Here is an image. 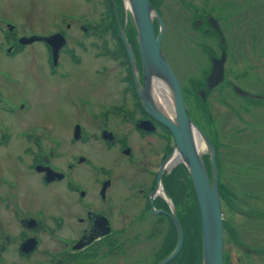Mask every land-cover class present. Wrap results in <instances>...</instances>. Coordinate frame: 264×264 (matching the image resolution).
<instances>
[{"label": "flooded vegetation", "instance_id": "obj_1", "mask_svg": "<svg viewBox=\"0 0 264 264\" xmlns=\"http://www.w3.org/2000/svg\"><path fill=\"white\" fill-rule=\"evenodd\" d=\"M14 1L16 0H0V56L6 54L9 58L25 57L37 60L39 46L42 45L45 50L44 56H47L46 61L40 58L37 64H28L27 68H30V72H36V69L40 71L46 67L57 81L56 91L66 90L67 102L72 100V110L66 107L67 139L55 135L45 127L28 126L25 123V113L29 110L25 99L12 94L14 84L9 77V67H0V264H107L108 261L109 264H120L117 261L122 258L124 248L127 249L143 237L142 232L131 237L130 231H134L136 225L139 228L157 226L156 228H162L163 231L169 229L172 222L170 217L172 207L167 200V197L172 200L170 178L176 170H181L180 172L187 176L193 186L190 174L180 162L171 167L170 164L163 167L173 148L171 150L169 145L167 152L163 154L161 144L165 137L170 141L173 136L167 127L147 112L140 99L134 71L120 32L121 41H116L117 54L120 58L118 59L116 55L115 62H100L96 65L97 68L90 69L85 60L91 55L92 50L97 51L94 54L102 59L114 52L111 48L114 46L111 37L106 32L98 30L97 26L101 19L94 20L95 18H90L86 14L59 12L58 9H52L54 6L51 0H18L20 3L28 2L25 3L27 8L23 12L21 27L8 20L7 11L3 9L4 5ZM59 2L64 4L69 0H58V4ZM110 3L119 13L117 0H110ZM186 3L191 4V7H188L190 33L195 32L194 37L213 39V47L199 48L205 55L208 54L205 60L208 58L211 65V72L205 75L204 96H222L236 90V87H233L234 89L229 91L232 85H228L230 81L228 72L241 62L249 71L247 74L249 80L245 81L249 86L251 75L255 74L252 72L257 70L254 68L256 63H251L252 53L255 60L261 61L259 57L264 60V45L261 48L244 49L243 42H246L247 38H258L261 35V41L264 43V0H198L195 6L191 2ZM97 4L100 6L101 2ZM67 7L72 10L71 6ZM165 7L169 10L172 6L167 2ZM251 9L253 14H250ZM43 10L53 12L52 21L46 16L47 23L42 20L40 29L37 26L34 28L32 23L37 17L33 13ZM26 17L30 20V31L26 27L28 25ZM163 22L166 31L170 26L181 28L183 25V22L176 21L171 13L168 15L165 13ZM199 23L201 28L198 29ZM154 26L157 33L159 27L157 20ZM177 33L188 34V31L179 30ZM178 36L180 38V35ZM188 36L186 40H189ZM88 37H98L101 43L91 47V42H86ZM129 37L138 63L137 78L142 84L143 69L137 35L133 33V39ZM119 43H122L124 52ZM196 46V43L188 42L187 47L192 52L180 53L184 67L189 66V57L194 56L193 48ZM162 48L173 71L179 75L172 63L171 55L167 53L170 50L168 51L163 43ZM177 52L180 50L177 49ZM91 74L95 83L108 86L109 89L104 91L106 101H100L95 97L94 100L89 95L91 88L88 82ZM74 77L76 78L73 81ZM261 83V86L264 85L263 80ZM225 85L227 89L223 88ZM67 86L70 87V91L77 86V95L70 94ZM220 88H223V92L216 93ZM160 92L164 93L162 90ZM233 95L238 102L244 104L243 108L234 97L231 99V105L224 100L223 103L230 108L227 111L233 116L241 115L238 110L241 113L244 111L250 113L245 107L247 100L259 108L264 105L262 99L264 95L261 94L260 99L254 98L251 92L241 94L246 102L235 92ZM6 117L9 119L5 120ZM222 118V122L227 125L226 115L222 114ZM13 119L19 121V126H13L9 121ZM129 125L132 126L133 134ZM198 125L200 126L199 123ZM256 133L258 131L245 130L244 137L254 135L252 141H258L257 139L261 137L256 138ZM134 135L135 142L132 141ZM153 138L160 144L155 145ZM98 144L108 152L117 150L107 166L102 165V160L97 164L90 158L89 151L92 145ZM152 145L154 147L146 151L144 159L142 148L144 146L150 148ZM156 154H161L162 160L159 165L150 167L147 161L154 159ZM254 157L257 159L259 155ZM262 160L264 161V158ZM206 163L205 161L208 168ZM234 165L238 168L247 167L244 174L246 176H243L245 187L257 188L254 191L255 197L249 196L250 190L248 194L246 193L248 205L257 208V202L260 204L258 209L264 210V188H261L259 178L256 177H261V174L251 178L255 183L253 186H250L251 179H248L249 173L257 169L259 164L252 165V162L234 159ZM216 166L222 209V201L226 198L220 192L223 175L217 157ZM50 169L62 177L56 176L48 181L47 171H51ZM227 169L230 171V168ZM91 173L98 176L93 183L90 181ZM159 176L162 188L154 194ZM209 177L213 178L212 169ZM41 189L46 193L42 199L50 207L48 209L43 206L41 211H37L31 209L28 203L36 198L37 192H41ZM141 214L145 218H142ZM260 214L263 217H248L249 227L246 234L255 223L264 222V211ZM133 219H136V223H131ZM234 233L235 231L233 239ZM26 243L32 246L31 251H25L23 248ZM35 247L37 248L33 249ZM248 252L256 254L251 250Z\"/></svg>", "mask_w": 264, "mask_h": 264}, {"label": "rangeland", "instance_id": "obj_2", "mask_svg": "<svg viewBox=\"0 0 264 264\" xmlns=\"http://www.w3.org/2000/svg\"><path fill=\"white\" fill-rule=\"evenodd\" d=\"M51 1L52 6H54L52 9H58L59 12L86 14L90 18H95L94 20L101 19L99 25L97 26L99 27L98 30L106 32L111 37V43L112 45H114L111 48H113L114 52L102 59L94 54L97 51L92 50L91 55H87L88 58L85 60V63L88 62L87 64H89L90 69L97 68L96 65H98V63L100 62L112 63L117 60V57L118 59L120 58V56L117 54L116 42L121 41L119 36V23L116 20L117 14H119L118 16L120 26L122 28H126L125 30L128 37L130 36L131 39H133V33H136V28L133 22L130 19L127 23L125 22L127 8H125L123 0H117V4L120 10L119 13L118 10H114V7L110 3V0H88V2L87 0H69L68 3L64 4H62L61 2H59L58 4V0ZM186 1L193 3L194 6L195 2L198 3V0H150V3L158 11L162 20L164 19L165 13H167V15L168 13H171L173 16H175L176 21L183 22L181 28H176L175 26L168 27V30H165L164 32L161 43H163V46H165L168 51L170 50V52L167 53L171 55L172 63L177 68L179 75H177L176 73L175 74L182 87L186 111L193 122L204 132V134L210 140L211 144L215 148L216 157L218 158V163L221 167L220 170L223 176H221L222 179L220 184V192L226 198V200L222 201V213L225 222L224 263L264 264V222L255 223L254 227L249 231L248 234H246V229L249 227L248 217H263L260 212L264 210L258 209L260 204L257 202V208L248 205L246 193L248 194L250 190L249 196L255 197L256 195L254 194V191H256L257 188L255 186L250 187V189L246 188L243 176H246L244 174L245 170L248 168H238L234 165V159H241L244 162H252V165L258 163L259 165L257 166V169H254L249 173L248 179L253 178V176L255 175L261 174V177H256L259 178L258 182L260 183L261 188H264V166H260L264 165V161L262 160L264 158V105L262 108H259L251 101H244L245 97L241 96V94L243 93L245 94L251 92V94L255 96L254 98L260 99V94L264 95V85H260L262 84V80L264 81V60H262V57H259L261 61L255 60L254 53H252L251 63H256L254 68L257 70L253 71L252 69V73L255 74L251 73V84L249 86L245 82L246 80H249V78L247 77L249 71L241 62L240 64H238V66L234 68L232 67V69L228 72L230 77L228 85H232L229 91L233 90V87H236V90L231 91V94L224 93V95L222 96H204L205 93L203 92V90H205L206 85L205 75L211 72V65L210 61L208 63V58L207 61L205 60L206 55L208 54L205 55L204 52L199 48H202L204 46L213 47V39H202V37L198 36L194 37L196 36L195 32L190 33V17L188 15L190 12L188 10V7H191V4L187 5ZM99 2H101L100 6L97 4ZM167 2H169V4L172 6L169 8V10H167L165 7V4L167 5ZM25 3L28 2L25 1L20 3L18 0H16L14 2H9V5L3 6V9L7 11L8 20H10L14 24L17 23L21 27H23V12L27 8V5ZM67 6H71L72 10H70V7ZM250 14H253V9L250 10ZM33 15L37 18L36 21L32 23V26L34 28H36L37 26L39 29V25L42 20L46 22V16L48 17L47 19L51 21L52 17L54 16L51 10L48 12H44V10L43 12H34ZM127 15H130L129 10L127 11ZM25 21L26 24H28L26 27L30 31L29 18L26 17ZM194 21L195 20L193 19V25ZM197 28H201V23L198 24ZM176 30L177 32L179 30H187L188 34L177 33ZM159 32L160 26L157 28L156 34H159ZM178 35H180V38ZM187 35H189V40L185 39ZM109 36L107 37V40H109ZM261 38V35L258 38H247V41L243 42L244 49H253L255 47L261 48L264 45V43L261 41ZM100 40L101 39L98 37H88V40L86 42H91V47H93L94 45H96V43L100 44ZM243 40L244 38L242 37V41ZM188 42H194L197 44V46L193 48L194 56L189 57L190 64L186 68L181 63L183 57L180 53L182 52L184 54H190L192 52V50L188 49L187 47ZM119 45L124 52L122 43H119ZM173 47L175 51H173ZM177 49H179L180 52H177ZM38 55L39 58L37 60H34L32 58L25 57L9 58L6 54H4V56H0V67H9V77L14 84V90L12 91V94H14L15 97L25 99V104L28 107L27 110H29L27 113H25V123L28 126L30 125L31 127H45L48 130L52 131V133H54L55 135H58L63 139H67L68 121L66 118V107H69V109L72 110V100L67 102L66 90L60 92L56 91L57 81L51 76L50 71L46 67H44L40 71L36 69V72H30V68H27L29 66L28 64H37L41 59L43 61H46L47 59V56H44L45 50L42 45L39 46ZM112 73L114 74L113 70ZM75 78L76 77L72 78V80L74 81ZM93 80L94 77L91 74L88 82V85L91 88L89 95L94 100L96 98L100 101H106L107 96H104V91L109 89L108 86L95 83ZM19 82L20 84H18ZM69 84L70 83L68 81V85ZM226 87L227 85H225L223 88L227 89ZM76 88L77 86L74 87L72 91H70V87L67 86L68 92L73 95H77ZM223 88L216 90V93L219 94L223 92ZM233 92H235L236 95H239L240 98H242L243 101L246 102V110L250 113L246 111L241 113V111L238 110L241 115L237 117L235 115L233 116V114L227 111L228 109L230 110V108H228L229 106L227 107L223 103L225 99L230 103V105L232 104V97H234L236 102H238L236 96H232ZM159 93L161 92L156 93V95L159 96ZM163 95L164 93H162V96ZM205 99H207L208 101H204ZM262 99H264V97ZM161 100L165 101L164 105L166 106V108L161 105L164 108L165 112L168 113V115H170L172 119H175L174 106L172 105L173 103L168 104L165 99ZM161 100L157 97V102H161ZM74 102H76V100ZM238 103L241 106L244 105L243 103ZM222 114L224 116L226 115V122L228 123L227 125L222 122ZM23 115L24 113L21 114V116ZM4 119L6 120L9 118L6 117ZM9 121L13 124V126H19V121L17 119ZM216 121L218 122L216 123ZM198 123L200 124V126L198 125ZM245 130L246 132H249L251 130L255 132L258 131V133H256V138H261L257 139L258 141L253 142L252 140L254 138L252 137L254 135L244 137ZM90 131L93 132L94 130L90 129ZM130 132L131 134L134 133L132 130V126H130ZM135 140L136 136L134 135L132 141L135 142ZM152 140L155 145L160 144L156 138H153ZM201 144L202 145L200 146V152L203 156L204 161L207 162L206 164L208 165V174L209 176H211V152L204 141H202ZM161 145L163 146V154L167 152L169 145L172 150L174 146L173 137H171L170 141L168 137H165ZM139 146L141 147V145ZM153 147L154 146L152 145L150 148H147L145 146L144 148H142L144 159L146 158V151L148 149H152ZM116 152L117 150L108 152L104 150L102 146L100 148L99 144L95 146L92 145L89 151L92 161H96L97 164H100V160H102V165L105 166L109 164L111 157L114 156ZM251 153H253V155H251ZM254 155H259V157L255 159ZM261 156L263 158H261ZM161 160L162 155L156 154L155 158L149 159L147 163L150 165V167H154L155 165H159ZM227 167L230 168L231 172L227 169ZM180 171L181 170H176V172L171 176L169 181V189L172 202L174 204L173 206L177 210L178 218L183 227L184 244L178 256L169 264H194V261L195 264H197L196 259H198L199 247L197 240L199 227L196 217L199 210L193 186L190 180H188L187 176L185 174L183 175V172ZM96 177H98L96 173H91V183L94 182V179ZM254 184L255 183H253L251 179L250 186H253ZM44 194L46 195V193H44L42 189L41 192H37L36 198L28 203L31 209L33 208L37 209V211H41L43 206L49 209L50 205L46 204V201L42 199L44 197ZM140 216H142V218H145V216L142 214ZM131 223H136V219L131 220ZM156 227L153 228L152 226H149L146 228H139L138 225H136L135 230L130 231L131 237L140 232H142L143 237L141 236L142 238L138 239V241L131 245L129 244L130 246L127 247V249L124 248L122 258L117 262H119L120 264H156V262L162 259L164 256L169 255L175 249L178 241L175 227L172 222L170 223L169 229L166 231H163L162 228L158 229ZM232 231H235V239H233ZM133 240L135 241V239ZM248 250L254 251L256 252V254L254 255L248 252ZM109 263L110 261H108L107 264Z\"/></svg>", "mask_w": 264, "mask_h": 264}, {"label": "water", "instance_id": "obj_3", "mask_svg": "<svg viewBox=\"0 0 264 264\" xmlns=\"http://www.w3.org/2000/svg\"><path fill=\"white\" fill-rule=\"evenodd\" d=\"M123 3L125 8H127L125 22L127 23L130 19L136 28L137 43L143 69L142 84L137 78L139 76L138 63L126 35V28L120 26L118 15L117 22L119 23V32L134 71L139 97L144 103L147 112L159 123L167 127L174 139L173 150L165 160L163 167L168 166L175 159H179L180 163L188 170L200 214L202 264H225L224 219L219 194L215 149L208 137L193 122L186 111L182 87L175 72L167 61L162 48L161 42L165 32V26L160 14L150 3V0H123ZM115 9L117 10L116 6ZM128 10L130 15H127ZM156 20L160 26L158 35L156 34L154 26ZM160 85L164 89H167V92L171 95L175 119H172L165 112L160 102H157V87ZM202 141L207 144L211 152L212 180L209 177L205 161L200 152ZM47 175L48 181H51L56 176L62 177V175L52 170L47 171ZM161 188V176H159L157 190L154 194L158 193ZM167 200L170 201L172 207L170 217L177 232L178 241L175 249L157 264L171 263L178 256L184 244V231L177 211L173 206L172 200L169 197H167ZM154 212L158 214L157 211ZM23 248L25 251H31L32 246H30V243H26Z\"/></svg>", "mask_w": 264, "mask_h": 264}, {"label": "bare ground", "instance_id": "obj_4", "mask_svg": "<svg viewBox=\"0 0 264 264\" xmlns=\"http://www.w3.org/2000/svg\"><path fill=\"white\" fill-rule=\"evenodd\" d=\"M117 20V19H116ZM121 21V20H120ZM213 73L215 74V70L213 69ZM163 91L164 92V95L162 96V93H159V98L158 99H165L166 100V102L169 104H172L173 103V101H172V99H171V95H170V93L169 92H167V89H164L161 85L160 86H158L157 87V91ZM164 103H165V101L164 100H161V102H160V104L164 107V108H166V106L164 105ZM173 105V104H172ZM203 144V143H202ZM201 144V145H202ZM200 145V146H201ZM202 151V150H201ZM177 158V157H176ZM180 162V160L179 159H175L170 165H169V167H171L172 165H174L175 163H179Z\"/></svg>", "mask_w": 264, "mask_h": 264}, {"label": "trees", "instance_id": "obj_5", "mask_svg": "<svg viewBox=\"0 0 264 264\" xmlns=\"http://www.w3.org/2000/svg\"><path fill=\"white\" fill-rule=\"evenodd\" d=\"M197 223H198V240H197V243H198V259H196V263L197 264H202V239H201V226H200V215H199V212L197 214ZM168 256V255H166ZM166 256H164L162 259H164ZM160 259V260H162ZM159 260V261H160ZM194 264H195V261H194Z\"/></svg>", "mask_w": 264, "mask_h": 264}]
</instances>
